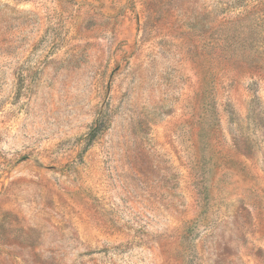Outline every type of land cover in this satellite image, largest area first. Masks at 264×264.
<instances>
[{"label": "rangeland", "instance_id": "obj_1", "mask_svg": "<svg viewBox=\"0 0 264 264\" xmlns=\"http://www.w3.org/2000/svg\"><path fill=\"white\" fill-rule=\"evenodd\" d=\"M0 264H264V0H0Z\"/></svg>", "mask_w": 264, "mask_h": 264}]
</instances>
